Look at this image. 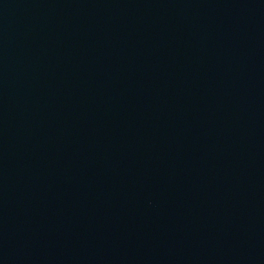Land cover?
Masks as SVG:
<instances>
[{
	"label": "water",
	"instance_id": "95a60500",
	"mask_svg": "<svg viewBox=\"0 0 264 264\" xmlns=\"http://www.w3.org/2000/svg\"><path fill=\"white\" fill-rule=\"evenodd\" d=\"M0 264H264V0H0Z\"/></svg>",
	"mask_w": 264,
	"mask_h": 264
}]
</instances>
